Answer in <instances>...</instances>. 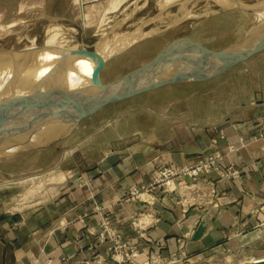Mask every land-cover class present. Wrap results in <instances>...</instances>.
Wrapping results in <instances>:
<instances>
[{
    "label": "rangeland",
    "instance_id": "obj_1",
    "mask_svg": "<svg viewBox=\"0 0 264 264\" xmlns=\"http://www.w3.org/2000/svg\"><path fill=\"white\" fill-rule=\"evenodd\" d=\"M262 10L264 0H223V3L218 0H0V241L4 238L19 243L17 236L24 230V216L28 215L33 225L34 211L39 206L56 204L57 197L67 188L76 190L81 185L88 186L87 180L100 173V164L121 140L130 142L138 137L165 145L163 142L179 140L172 138L175 133L188 139L192 131L201 129L199 123L216 122L225 117L220 125L233 118L242 119L246 112L252 114L256 106L250 107L249 85L252 89L264 85V48L235 62H232L233 54L220 57L217 63H229L221 71L213 68L202 72L200 78L181 77L178 78L181 80L99 103L105 95L143 86L141 80L135 81L140 75L150 80L170 78L181 71L190 53H220L256 37L257 46L259 37L264 36V14L258 13ZM189 40L201 43L204 48H192L187 43ZM61 43L88 49L92 55L88 60L95 59V65L59 79L65 88L54 94L57 98L51 105L29 98L30 105L24 111L12 113L14 117L4 113L2 109L11 106L12 99L17 97L16 90L8 94L7 86L11 89L21 84L22 92L44 86L48 79L37 78L36 74L39 67L50 62L40 52L46 48L57 49ZM114 47L117 49L112 50ZM26 65L34 73L22 79ZM78 74L95 81H75ZM127 76L130 78L124 83L138 85L121 83ZM68 81L72 85L65 84ZM119 84L120 90L112 88L109 93L92 96L98 86ZM47 85L45 90L59 89L54 88V84ZM72 86H75L72 94H60ZM259 98L258 95L252 101ZM8 101L11 102L7 104ZM54 105L66 107L68 114L64 122H52L39 115ZM30 107L34 114L28 118ZM75 108L83 110L73 120L78 113L70 111ZM252 122L254 128L244 139L263 142L264 111ZM14 125L16 129L12 128ZM218 125L213 126L215 132L219 131L216 130ZM242 141L239 146L246 143ZM136 146L137 153L149 151L147 155L153 167L149 180L130 184L122 196L125 201L137 200L143 204V209L130 212L123 221L124 226L129 224L128 227L133 228L134 234L126 236L124 226L115 227L106 205L91 195L97 218L94 224L87 226L85 236L92 239L89 249L93 255L81 258L82 262L76 264H256L264 259H261L264 255L257 256L263 251L261 248L229 250L223 246L214 251H200L188 244L189 231L176 235L174 248L164 246L148 234L150 226L165 221L176 204L183 213H188L191 207L209 203L210 198L218 195L216 181L237 174L231 165H224L225 156L233 145L207 149L185 163L154 156L155 148L146 142ZM129 153L122 151L120 155ZM210 161L214 164L208 169H212V165L219 166L220 173L208 171L197 176L185 173L172 178L173 187L167 185L165 172L168 169L181 172L184 167ZM52 177L58 182L57 188L50 191L43 184L47 185ZM39 184L43 188L40 195L22 200V194ZM137 187L138 197L132 193ZM110 206L107 204L108 209ZM61 226L62 222L56 229L63 233ZM140 239L150 243L149 249L140 247ZM100 243H105L102 251ZM119 244L123 246L118 247ZM76 255L49 256L44 261L35 258L32 264H68ZM1 260L0 255V263ZM9 261L6 259L7 264H11Z\"/></svg>",
    "mask_w": 264,
    "mask_h": 264
},
{
    "label": "crops",
    "instance_id": "obj_2",
    "mask_svg": "<svg viewBox=\"0 0 264 264\" xmlns=\"http://www.w3.org/2000/svg\"><path fill=\"white\" fill-rule=\"evenodd\" d=\"M252 87L249 85L250 107L256 106V110L248 115L246 112L242 119H230L219 131L215 132L213 126L225 117L216 122L199 123L201 129L192 131L188 139L175 133L172 138L179 140L163 142L165 145L138 137L130 142L121 140L122 143L113 147L114 152H110L100 164V173L91 175L87 180L88 186L81 185L76 190L67 188L57 197L56 204L49 206L47 201V204L39 206L34 211L33 225H30L28 215L23 217L24 230L17 236L19 243L2 238L0 264H7L6 259L13 260L14 264H32L35 258L44 261L49 256L60 258L70 253L77 255L69 259L68 264H76L82 262L83 257H92V250L89 249L92 239L85 236L87 226L94 224L97 218L93 212L91 195L94 200L106 205L115 227H123V221L130 212L143 209L140 201L122 199L127 186L147 181L151 176L153 165L150 163L151 157L147 155L149 151H135L140 142L155 148L154 156L173 163L189 162L207 149H222L233 145L225 156L224 165H231L237 171L234 177L216 181L218 195L210 198L209 203L191 207L188 213H183L179 204L173 206L172 214L165 221H158L149 227L150 236L164 246L168 247V244L174 248L176 235L189 231L190 237L186 239L188 244L200 251H214L223 246L229 247V250L249 247L263 249L257 256L264 255V141L248 142L244 139L246 133L254 128L252 121L264 111V85L254 89ZM258 95L259 100L253 102L252 98ZM240 140L246 143L239 146ZM122 151L130 153L120 155ZM107 204H111L109 209ZM61 222L63 233L56 229ZM47 224H51V227L48 228ZM128 226L123 227V233L132 236L133 228ZM139 243L142 249H149V242L140 239ZM104 245L100 243V251Z\"/></svg>",
    "mask_w": 264,
    "mask_h": 264
},
{
    "label": "bare ground",
    "instance_id": "obj_3",
    "mask_svg": "<svg viewBox=\"0 0 264 264\" xmlns=\"http://www.w3.org/2000/svg\"><path fill=\"white\" fill-rule=\"evenodd\" d=\"M218 1L223 3V0H218ZM229 1H231V0H229ZM235 1H237V0H234V2ZM258 13L260 14V16H263L262 13L264 14V10L259 11ZM256 38H254L253 40L245 39L240 44H237V46L229 48L228 52H235L236 53L238 51L250 50V49L257 47L261 42H264V36H261V37H259L260 43L256 46V44H255ZM187 43L192 48H199V49L204 48V47H201L199 45L197 46V45L193 44L190 40ZM249 43H252V44H249ZM70 45L71 44H69V46ZM67 47L68 46H65L64 44H62L61 46H58L57 49H54V48L47 49L45 47L46 50L43 49L40 52L42 57L43 58L46 57L50 62V63H45L44 66L39 67L40 71H39V73L36 74L37 78H41V79L47 78L48 79L47 82H45L46 84L44 86L41 87V85H39V86H36L35 88H32V89L30 88L27 91H23V92H22V89L19 87L21 84H15L13 87H11V89H10L9 85L7 86L6 91H8V94H10L9 93L10 90H11V92L16 90L17 91V97L15 99H12V105L11 106H8V107L6 106L5 108L2 109L4 111V113H7L8 116L13 115V117H14L15 115L12 113L16 112V114H17L21 111H24L30 105V102H28L29 98L30 99L37 98V100L39 102H46L49 105H51L53 103V101L57 98V97H55L54 94L55 93L57 94L59 92V90H63L65 88V86H63V85L61 86L62 82H60L59 79H65L68 76H73V72H79L80 70L82 71L85 68H87L88 66L95 65V59H93L91 61L88 60V57L91 55L90 52H88L89 51L88 49L87 50L83 49V48L80 49V46H77L78 47L77 49L71 48V47L67 48ZM114 49H117V48L114 47L112 50H114ZM73 50H75V51H73ZM112 50H111V52H112ZM224 53H225V51L220 52V53L212 52V51H204L203 53H190L188 56H186V60L184 62L186 64H184L182 66L183 68H181V71L176 72V74H172L170 78H174V77H176V78L182 77L183 78V77H190V76H195V78H200V77H202V74H201L202 72L212 71L213 68L218 69V67L221 65V64H219V63H221V61L219 63H217L219 58L220 57L223 58V56L225 58V56H227V55H224ZM205 60L208 61L207 64H206ZM22 70H23V76L21 75L22 79H27L28 77L32 76L34 73L32 70L29 69L28 65H26ZM140 77L141 78H135V81L141 80L143 86L150 85L153 83L156 84L157 82L164 80V79L150 80V79H146V77L141 76V75H140ZM127 78H130V76L123 78L120 82L124 83V81ZM170 78H168V79H170ZM68 79L72 80L70 78H68ZM75 81H84V82L89 81V82L93 83V81H95V80H93L92 78H89L87 75L78 74L75 77ZM50 83L54 84V88H56V89L59 88V89L55 90V92H53L54 90L53 91L45 90L48 87L47 84H50ZM66 83L72 85V82H70V81L65 82V84ZM129 83H135V85L137 84L136 82H129ZM129 83L125 82L124 84L127 86ZM115 85H117V84H114V86ZM74 87L75 86H72L69 90H65L68 92L61 91L60 94H63V93L72 94ZM105 87L107 89L110 88V90L107 92L104 89ZM112 88L120 90L121 86H120V84L116 87H107V85L103 86V87L98 86V87H96V89H93L92 96L94 94L96 96H100V95L109 93ZM135 88H137V87H135ZM135 88H132V89H135ZM79 92L83 93L84 89L83 90L79 89ZM119 92H117V94ZM81 93H79V94H81ZM94 96H93V98H94ZM85 97H87V96H85ZM90 98H91V96H90ZM90 98H87V99H90ZM10 102L11 101H8L7 104H9ZM34 103H35V106L37 107L38 102L36 103V101H35ZM58 103H61V102H58ZM98 103H99V101H98ZM12 106H13V109H11ZM65 108L66 107H64L62 105H54L51 108H49L48 110L42 111L39 115L44 117L45 119L47 118L48 120H50L52 122H64L67 119V114H68L65 111ZM82 110L83 109L76 110V108H75V110L73 109L72 111H70L71 114L78 113L77 116L73 120H75L78 117V115L82 112ZM28 111L29 112L27 113V117L31 118V115L34 114V110H33V108L30 107L28 109ZM13 117H11V118H13ZM11 118L8 120V123H10L9 121L11 120ZM24 118H25V113H24ZM14 127L16 129V125L12 126V128H14ZM68 127H69V125H68ZM57 182H58L57 178L52 177L51 181H48L47 185L43 184V187L46 188L47 190H50V191L55 190L57 188V184H56ZM42 189L43 188L40 184L32 186L24 194L21 195L22 200L32 199V198L36 197L37 195H40ZM263 260L264 259H262L260 261H263Z\"/></svg>",
    "mask_w": 264,
    "mask_h": 264
},
{
    "label": "water",
    "instance_id": "obj_4",
    "mask_svg": "<svg viewBox=\"0 0 264 264\" xmlns=\"http://www.w3.org/2000/svg\"><path fill=\"white\" fill-rule=\"evenodd\" d=\"M191 42L193 44L197 45V46L199 45L201 47H204L199 42H193V41H191ZM263 48H264V42H261L257 47H255L253 49H250V50L238 51L236 53L235 52H228V50H226L224 55H229V54L235 55V59L232 61V62H235L236 60L242 59V58H244V57H246V56H248V55H250V54H252L254 52H257V51L263 49ZM228 64L229 63H225V64L219 66L218 70L221 71V70L225 69L228 66ZM219 71H217V72H219ZM96 73H97V71H96ZM95 78H97V74L95 75ZM191 78H195V76L184 77L182 79H191ZM177 80H181V79H178V78L174 77V78H170V79H167V80L159 81L156 84L153 83V84H150V85H145V86H141V87H138V88H135V89H131V90H128V91H124V92H121L119 94L105 95L103 97L102 101L99 103V105L104 103V102H107L109 100H112L114 98H117V97L127 96V95H130V94L138 93V92L143 91L145 89L152 88V87H155V86L167 83V82L177 81ZM97 81H98V78H97ZM226 125H227V122L226 123H222V124L216 126V130H220V129L224 128ZM256 264H264V260L261 261V262H257Z\"/></svg>",
    "mask_w": 264,
    "mask_h": 264
},
{
    "label": "built area",
    "instance_id": "obj_5",
    "mask_svg": "<svg viewBox=\"0 0 264 264\" xmlns=\"http://www.w3.org/2000/svg\"><path fill=\"white\" fill-rule=\"evenodd\" d=\"M210 164H214V162H212V161H210V162H199V163H197L194 166L184 167L181 170V172H176L173 169H168V171L165 172V175L167 177V183H168L167 185L169 187H173L174 185H170V183L172 181V178L175 177V176H180L181 174H185V173H187L188 175H193V176H197L199 174L202 175V174H204V173H206L208 171L219 172L220 173L219 166L215 167L214 165H212V169H208L210 167ZM137 190H138V187L137 188H133V191H132V193L136 197H138V194H139ZM107 229L110 231L109 227H107L106 230ZM121 244H119L118 247L123 246ZM134 250H136L135 247H134Z\"/></svg>",
    "mask_w": 264,
    "mask_h": 264
}]
</instances>
